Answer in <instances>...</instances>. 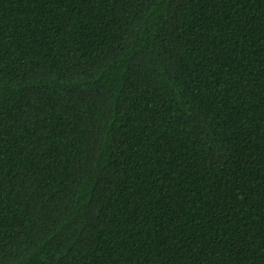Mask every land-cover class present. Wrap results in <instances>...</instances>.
I'll return each mask as SVG.
<instances>
[{
    "label": "trees",
    "instance_id": "trees-1",
    "mask_svg": "<svg viewBox=\"0 0 264 264\" xmlns=\"http://www.w3.org/2000/svg\"><path fill=\"white\" fill-rule=\"evenodd\" d=\"M0 264H264V0H0Z\"/></svg>",
    "mask_w": 264,
    "mask_h": 264
}]
</instances>
